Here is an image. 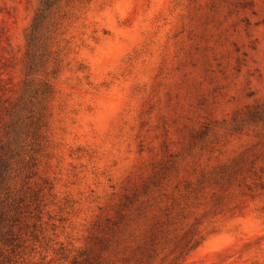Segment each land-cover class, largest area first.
Returning <instances> with one entry per match:
<instances>
[{
    "label": "rangeland",
    "instance_id": "obj_1",
    "mask_svg": "<svg viewBox=\"0 0 264 264\" xmlns=\"http://www.w3.org/2000/svg\"><path fill=\"white\" fill-rule=\"evenodd\" d=\"M40 1L0 0V264H264V0H59L30 33Z\"/></svg>",
    "mask_w": 264,
    "mask_h": 264
},
{
    "label": "trees",
    "instance_id": "obj_2",
    "mask_svg": "<svg viewBox=\"0 0 264 264\" xmlns=\"http://www.w3.org/2000/svg\"><path fill=\"white\" fill-rule=\"evenodd\" d=\"M58 1L59 0H41L40 1L39 8L35 12V15H34L33 20H32V25L30 26V33L33 31L35 32L36 30H38V28L40 26H42L43 22L45 21V19H47L52 8L57 4ZM26 37H27V35H26ZM43 89H44L43 93H41L39 96L41 101L46 100L45 98L49 97V95H51V88L47 82H43ZM257 106H259V105H257ZM260 106L261 107L258 108L259 110L257 112L258 113L261 112L262 114H264V101L262 104H260ZM43 121H44V113L41 111V112L37 113L35 123H33V125H34L33 130H34L35 134H34V137H32V139L37 146H39V144L41 142V139H40L41 136L39 133H41ZM2 162L4 163V161H1L0 163H2ZM0 203L2 204L1 200H0ZM1 204H0V219H3V218H6L9 213L6 209H3L1 207Z\"/></svg>",
    "mask_w": 264,
    "mask_h": 264
}]
</instances>
